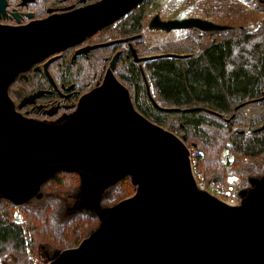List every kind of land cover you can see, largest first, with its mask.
I'll return each instance as SVG.
<instances>
[{
	"label": "water",
	"instance_id": "water-1",
	"mask_svg": "<svg viewBox=\"0 0 264 264\" xmlns=\"http://www.w3.org/2000/svg\"><path fill=\"white\" fill-rule=\"evenodd\" d=\"M141 1L99 0L20 26L0 24V199L26 204L41 197L42 184L59 170L78 174L64 211H90L97 225L42 264H264V159L262 172L238 190L236 205L199 188L184 138L139 113L112 65L74 110L55 120L26 117L13 107L7 89L16 73L79 43ZM148 22L165 32L230 27L200 16L163 19L159 13ZM126 175L133 193L101 204Z\"/></svg>",
	"mask_w": 264,
	"mask_h": 264
},
{
	"label": "trees",
	"instance_id": "trees-1",
	"mask_svg": "<svg viewBox=\"0 0 264 264\" xmlns=\"http://www.w3.org/2000/svg\"><path fill=\"white\" fill-rule=\"evenodd\" d=\"M242 2L260 10L257 26L241 21L225 30L159 29L156 38L153 30L146 29L152 37L145 35L140 47L136 40V49L162 53L142 61L151 99L136 64L115 71L139 113L184 138L191 149L192 166L206 181L214 180L216 190L225 179L226 164L244 187L249 185L248 177L262 172L264 159V0ZM155 3L146 1L140 9L132 8L128 16L109 25L122 29L108 32L142 30L141 19L156 10ZM172 6L188 8L184 15H194L191 8L201 6L245 13L241 0H169L166 8ZM172 52L180 56L166 55ZM254 102L262 113L250 121L247 130L239 128L244 106ZM222 153L228 160L224 161ZM78 178L75 171L59 170L42 184L38 199L32 197L19 206L0 199V264L46 263L54 250L74 246L97 225L90 211H64L72 203ZM134 189L126 175L105 192L101 204L111 205Z\"/></svg>",
	"mask_w": 264,
	"mask_h": 264
},
{
	"label": "flooded vegetation",
	"instance_id": "flooded-vegetation-1",
	"mask_svg": "<svg viewBox=\"0 0 264 264\" xmlns=\"http://www.w3.org/2000/svg\"><path fill=\"white\" fill-rule=\"evenodd\" d=\"M98 1L0 0V24L4 26H20L29 21L32 22L40 18H46L56 13L63 14L79 6L91 5ZM146 1L151 2L152 0H142L140 3L133 5L131 9H140ZM167 3L163 4L165 8L167 7ZM130 11L121 16H128ZM156 13L160 14L156 10L148 17L145 16L141 19V22H143L142 30H135L130 34L119 32L118 35H111L108 31L122 29L121 27L110 28L109 26L117 18L113 22L107 23L98 31L92 32L91 35L83 37L79 43L66 45L63 49L54 51L53 54L30 64L27 70L16 73L14 81L7 89V93L12 99L13 107L26 117H33L39 120H55L59 115L61 116L74 110L77 99L80 98L81 94L91 89L98 81L101 82L105 71L111 65L114 68L112 71L114 76L118 67L136 64L139 69L142 66V61L146 59L138 60L134 59L133 56L143 58L148 53L141 49L138 51L135 43L138 40L139 47L144 43L146 37L145 31L146 29H150L149 18ZM160 17L168 19L173 16L163 17L160 14ZM150 30L156 32L159 29ZM120 38L124 39L119 40ZM114 40L119 41L113 42ZM107 41H111L112 43H108ZM102 43L106 44L98 45ZM93 44L97 45L93 46ZM132 49L135 52H132ZM32 94L37 95L33 97Z\"/></svg>",
	"mask_w": 264,
	"mask_h": 264
},
{
	"label": "rangeland",
	"instance_id": "rangeland-1",
	"mask_svg": "<svg viewBox=\"0 0 264 264\" xmlns=\"http://www.w3.org/2000/svg\"><path fill=\"white\" fill-rule=\"evenodd\" d=\"M154 1H156L155 9L157 10V12H160V14L163 17L173 16V17L178 18V17L183 16L184 14H188V12L190 11L188 8L182 9V8H176L175 6H172L171 9L168 10L167 8L164 7L163 4L168 2L169 0H154ZM176 2H177V0H176ZM178 2H179V0H178ZM241 5L243 8H245V13H243V14L229 13L226 10H224V11L217 10L216 8H212L210 6H203V7L201 6V7H198L197 9H195V8L193 9V7H192L191 8L192 9L191 14H194V15L199 14L201 17L203 16L204 19L214 20V21H217L218 23H221V24L230 23V25H235V24H238L239 22L243 21L246 23L250 22L252 26H257V24L259 23V21L261 19L260 18V13H261L260 10L256 9L255 6H253V5L245 4L244 2H242V0H241ZM197 6H200V5H197ZM204 9H206V10H204ZM145 33H146V36L153 35V37H155V38L158 37L156 32L152 33L151 35L147 31H145ZM261 113H262V108L259 107L258 112L254 111V114L252 115L253 118L248 119V122L246 123L245 119H247V116H246V114L244 115V112H243V119L241 121V124H238V127L241 129L242 128L248 129L247 124H249L251 120L258 117V115L260 116ZM169 121H170V119H169ZM249 125H251V124H249ZM190 151H191V149H190ZM191 158H192V153H191ZM222 158L224 159V161L228 160L225 153H222ZM230 173H234V172L231 169V167H229V165L226 164V170L224 173L225 177H227V180L232 179L234 181V184H235L234 189H235L236 193H239L238 190H240L244 187H241V184H242L241 181H239V179L237 177H234L233 176L234 174L231 175ZM205 182H206V187H204V188L207 189L208 192L212 193L213 195H216V192L215 193L211 192L212 191L211 190L212 189L211 183L214 182V180L213 181H205ZM225 183H226V178L224 179L222 185L224 186ZM208 188H210V189H208Z\"/></svg>",
	"mask_w": 264,
	"mask_h": 264
},
{
	"label": "built area",
	"instance_id": "built-area-1",
	"mask_svg": "<svg viewBox=\"0 0 264 264\" xmlns=\"http://www.w3.org/2000/svg\"><path fill=\"white\" fill-rule=\"evenodd\" d=\"M258 108L259 107L257 106V104L255 102L249 103L248 105L244 106L243 111L247 116V119H245L246 123L248 122V119L253 118L252 115L254 114V111L258 112ZM247 125H249V124H247ZM191 166H192V164H191ZM192 170L194 173L193 174L194 180H196L197 185L199 186V188L204 189V187H206V182H205L206 180L203 179L202 173L197 172L193 166H192ZM225 178H226L225 185L224 186L222 184L217 185L219 187L217 190L215 187V183L212 182L211 183V186H212L211 192H213V193L216 192V195L218 197H220L222 202H224L225 204H228V205L235 204L236 205L238 203L240 197L234 189V186H235L234 181L232 179L227 180V177H225ZM208 189H210V188H208Z\"/></svg>",
	"mask_w": 264,
	"mask_h": 264
}]
</instances>
